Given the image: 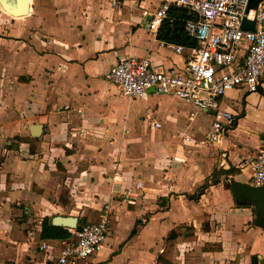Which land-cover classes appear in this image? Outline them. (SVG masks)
<instances>
[{
    "label": "crops",
    "instance_id": "crops-1",
    "mask_svg": "<svg viewBox=\"0 0 264 264\" xmlns=\"http://www.w3.org/2000/svg\"><path fill=\"white\" fill-rule=\"evenodd\" d=\"M161 2L30 0L24 17L0 6V264H56L63 247L41 237L44 222L97 224L107 205L104 245L76 264H156L168 237L185 229L179 264H264L254 207L230 190L251 186V161L264 147V80L263 94L221 99L236 123L218 146L206 137L213 112L190 116L185 103L154 92L128 98L105 79L128 57L185 69L189 50L166 40L172 19L162 39L148 28L143 13ZM213 173L219 182L196 196ZM136 183V199L123 201L120 191Z\"/></svg>",
    "mask_w": 264,
    "mask_h": 264
},
{
    "label": "built area",
    "instance_id": "built-area-1",
    "mask_svg": "<svg viewBox=\"0 0 264 264\" xmlns=\"http://www.w3.org/2000/svg\"><path fill=\"white\" fill-rule=\"evenodd\" d=\"M249 0H162L150 16L148 28L157 32L167 18L170 8L185 9L194 19L184 23L185 33L195 40L183 71H158L147 58L119 59L106 73L105 79L128 98H144L149 90L160 96L174 97L190 108V116L213 112L215 120L209 125L208 142L220 145L225 129L235 122L231 112L221 109V99L229 91L256 93L264 80V0L256 10L247 12ZM115 7L118 1L111 0ZM246 18L254 22V31L241 29ZM182 46L175 48L180 53ZM155 128L160 125L151 124ZM251 186L264 187V147L251 161ZM136 183L131 190H121L123 201L136 199ZM111 209L104 206L97 224L79 226L69 233L75 243L64 244L56 264H76L97 253L104 245ZM41 249H48L41 245Z\"/></svg>",
    "mask_w": 264,
    "mask_h": 264
},
{
    "label": "trees",
    "instance_id": "trees-1",
    "mask_svg": "<svg viewBox=\"0 0 264 264\" xmlns=\"http://www.w3.org/2000/svg\"><path fill=\"white\" fill-rule=\"evenodd\" d=\"M116 1L124 2V1H132V0H116ZM167 15L169 16V18L172 19L171 23L167 21L168 24L172 25L170 29L171 31L170 33L172 34V36L170 39L166 37V40L172 43H176L178 45H182L190 52V50L196 47L197 44L195 40L188 37L187 34L184 32L183 25L186 21L194 19V15L189 13L185 9H180V8H170ZM162 26L163 23L161 24L158 30V34H159L158 37L160 39L163 38V36L161 35ZM258 92L263 94L261 88H259ZM235 123L236 121L233 123V125ZM215 173H213V176L211 178L205 181L203 186L198 188L197 190L198 193L196 194V196H199L201 193H203V191H205V189H207V187H209L210 185H215L219 182V180L215 179L214 176ZM87 224L88 221L86 220V217L79 221V226H83ZM135 232H136V226L132 230L131 235H134ZM191 233L192 231L185 229L182 231V233L179 236L171 234V236L168 237L166 241L165 249L162 252V254L159 256L156 264H179L176 261V254H177L176 247L182 241V239L187 236V234H191ZM41 237L51 242H58L60 248L64 247V244H70L76 242V237L70 234L67 229L59 226H52L49 224V220H48V224L46 221L43 224Z\"/></svg>",
    "mask_w": 264,
    "mask_h": 264
},
{
    "label": "water",
    "instance_id": "water-1",
    "mask_svg": "<svg viewBox=\"0 0 264 264\" xmlns=\"http://www.w3.org/2000/svg\"><path fill=\"white\" fill-rule=\"evenodd\" d=\"M30 0H0L2 9L13 17H24L29 11ZM262 0H249L247 12L256 10L257 5ZM241 29L244 31H254V22L244 18L241 21ZM148 92H153L149 90ZM41 129L39 125L31 127L32 136L38 137V131ZM230 190L235 200L240 202H249L254 207L256 227L264 229V187H254L250 185L230 182ZM49 224L59 226L66 229L74 230L78 227V219L71 216H53L49 219Z\"/></svg>",
    "mask_w": 264,
    "mask_h": 264
}]
</instances>
